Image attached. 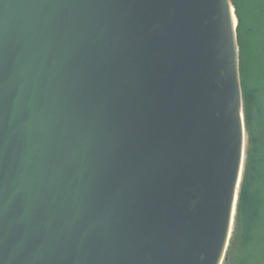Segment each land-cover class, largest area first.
Instances as JSON below:
<instances>
[{
  "label": "water",
  "instance_id": "95a60500",
  "mask_svg": "<svg viewBox=\"0 0 264 264\" xmlns=\"http://www.w3.org/2000/svg\"><path fill=\"white\" fill-rule=\"evenodd\" d=\"M238 24L233 0H0V264H223Z\"/></svg>",
  "mask_w": 264,
  "mask_h": 264
},
{
  "label": "trees",
  "instance_id": "16d2710c",
  "mask_svg": "<svg viewBox=\"0 0 264 264\" xmlns=\"http://www.w3.org/2000/svg\"><path fill=\"white\" fill-rule=\"evenodd\" d=\"M247 132L235 224L223 264H264V0H233Z\"/></svg>",
  "mask_w": 264,
  "mask_h": 264
},
{
  "label": "rangeland",
  "instance_id": "374dc122",
  "mask_svg": "<svg viewBox=\"0 0 264 264\" xmlns=\"http://www.w3.org/2000/svg\"><path fill=\"white\" fill-rule=\"evenodd\" d=\"M262 97L264 98V94H262Z\"/></svg>",
  "mask_w": 264,
  "mask_h": 264
}]
</instances>
